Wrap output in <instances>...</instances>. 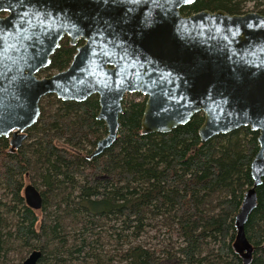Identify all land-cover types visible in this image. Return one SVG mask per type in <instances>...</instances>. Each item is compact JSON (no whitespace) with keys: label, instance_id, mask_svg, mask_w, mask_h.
Segmentation results:
<instances>
[{"label":"trees","instance_id":"1","mask_svg":"<svg viewBox=\"0 0 264 264\" xmlns=\"http://www.w3.org/2000/svg\"><path fill=\"white\" fill-rule=\"evenodd\" d=\"M247 1L195 0L181 12L242 14ZM75 52L63 38L41 72L64 70ZM144 103L124 96L114 143L92 157L106 134L96 95L75 102L48 94L26 141L13 149L0 137L3 264L35 249L42 253L37 264H243L233 248L234 217L252 186L258 132L243 126L201 141L199 112L169 132L143 134ZM30 175L42 196L39 210L23 198ZM256 196L244 230L253 246L250 264H264V178ZM152 227L168 238L138 241Z\"/></svg>","mask_w":264,"mask_h":264},{"label":"water","instance_id":"2","mask_svg":"<svg viewBox=\"0 0 264 264\" xmlns=\"http://www.w3.org/2000/svg\"><path fill=\"white\" fill-rule=\"evenodd\" d=\"M194 2L0 0V137L18 148L48 94L75 102L98 97L106 134L90 157L114 143L127 93L145 97L143 134L169 132L199 112L201 141L249 126L259 148L250 164L252 186L234 217L233 248L250 264L253 246L244 227L264 178V15L180 12ZM65 35L71 45L83 41L69 66L38 77ZM23 198L41 209L34 184L24 186ZM41 254L32 250L21 264H37Z\"/></svg>","mask_w":264,"mask_h":264},{"label":"rangeland","instance_id":"3","mask_svg":"<svg viewBox=\"0 0 264 264\" xmlns=\"http://www.w3.org/2000/svg\"><path fill=\"white\" fill-rule=\"evenodd\" d=\"M246 4L249 5V6L251 4L254 5V1H252V0L248 1V2H246ZM125 97L127 99H135V100H142L143 99L142 96H137V95H134L133 93L132 94L127 93L125 95ZM26 140H24V141H26ZM33 179H34V176L30 175L29 178H28V183L34 184L33 183V181H34ZM1 193H3V189H2V187L0 185V195H1ZM153 235H155L156 238H152ZM167 238H168V233H164L163 229L160 230L157 227H152V228H148L147 231L142 236H140L138 238V241H143V242H145L147 244H154V243H158V242H163ZM103 243L105 244V248H104L105 250H108L109 252L113 251L114 246H113L112 242L107 243V241L104 240ZM28 253L29 252L24 253L23 254V258H25L28 255ZM12 258L14 259V263H16V264L17 263L21 264V262L23 261V260H19L20 256L18 257L17 254H14ZM0 264H3L2 259H0ZM7 264H9V263H7Z\"/></svg>","mask_w":264,"mask_h":264},{"label":"flooded vegetation","instance_id":"4","mask_svg":"<svg viewBox=\"0 0 264 264\" xmlns=\"http://www.w3.org/2000/svg\"><path fill=\"white\" fill-rule=\"evenodd\" d=\"M248 1H251V0H248ZM247 1V2H248ZM252 1H254V5L253 4H251L250 6L249 5H247L246 3H244V5H243V9H242V11L244 12V13H246V12H258V13H260V14H262V12H264V5L263 4H260L261 2H263V1H261V0H252ZM264 3V2H263ZM193 4V3H192ZM246 4V5H245ZM189 6V5H188ZM183 7H187V6H183ZM183 7H181L180 8V12H181V10L183 9ZM222 10V9H221ZM226 12V11H225ZM182 13V12H181ZM183 15H187V14H185V13H182ZM190 14V13H189ZM243 14V13H242ZM262 15H264V14H262ZM63 38H67L68 39V37L65 35ZM62 38V39H63ZM61 39V40H62ZM69 40V39H68ZM83 43V41L82 40H79L78 41V43L77 44H75V45H73V46H76V48H77V46L78 45H81ZM56 51V50H55ZM54 54V53H53ZM51 62V61H50ZM46 69V68H45ZM45 69H42V70H39L38 72H37V76L38 77H40V78H42V77H48V76H50V75H52V74H54V73H50V74H48V73H43V72H41V71H44ZM57 72V71H56ZM129 94H132V93H129ZM134 95L136 94V93H133ZM137 94H139V93H137ZM54 95V94H53ZM126 95V94H125ZM55 96V95H54ZM138 96H142V97H144L143 95H138ZM56 97V96H55ZM28 184V183H27ZM26 185V184H25ZM24 185V186H25ZM24 186H23V189H24Z\"/></svg>","mask_w":264,"mask_h":264}]
</instances>
